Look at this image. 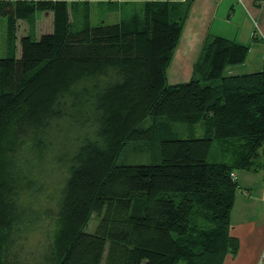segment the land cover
Wrapping results in <instances>:
<instances>
[{
  "label": "trees",
  "instance_id": "trees-1",
  "mask_svg": "<svg viewBox=\"0 0 264 264\" xmlns=\"http://www.w3.org/2000/svg\"><path fill=\"white\" fill-rule=\"evenodd\" d=\"M192 3L144 0L141 14L91 26L88 7L71 23L66 0H0V264H223L237 254L235 173L256 170L264 147V67L223 76L248 48L214 37L190 80L170 85ZM36 13L52 14V32L18 41V23ZM178 125L201 137L177 138ZM129 145H157L160 162L117 164Z\"/></svg>",
  "mask_w": 264,
  "mask_h": 264
},
{
  "label": "crops",
  "instance_id": "crops-1",
  "mask_svg": "<svg viewBox=\"0 0 264 264\" xmlns=\"http://www.w3.org/2000/svg\"><path fill=\"white\" fill-rule=\"evenodd\" d=\"M143 1L94 2L98 5L111 6L119 12L123 5L130 8L129 6L132 7L139 2H141L142 11ZM66 2L71 15L70 2L69 0ZM86 2L87 0L83 1L82 6L84 9L88 7L89 11V5H86ZM72 7L75 9L78 5L72 3ZM130 13V15L134 14ZM43 14L48 15V13ZM122 17L119 16V18ZM28 33L31 32L28 30ZM214 37H221L248 48L245 61L242 64L227 67L224 70L226 76H240L262 71L264 67V0H193L170 68L167 70V81L170 85L186 83L190 80L193 66L200 56L203 44ZM255 166L256 170H241L235 173L239 189L235 194L230 212L229 232L237 239L238 252L234 257H226L223 264H258L261 257L264 245V147L259 152Z\"/></svg>",
  "mask_w": 264,
  "mask_h": 264
},
{
  "label": "rangeland",
  "instance_id": "rangeland-1",
  "mask_svg": "<svg viewBox=\"0 0 264 264\" xmlns=\"http://www.w3.org/2000/svg\"><path fill=\"white\" fill-rule=\"evenodd\" d=\"M83 1L86 0H69V7H71V15H69L71 23L74 25H79V23L83 22L85 17V9L82 6ZM125 1V0H124ZM137 1V0H136ZM139 1V0H138ZM72 3H76L78 7L75 9L72 7ZM89 5V22L91 26H98L100 24H115L119 22V16L130 15V12L141 14V2L134 6L123 5L121 7V11L116 12L115 8L108 5H98L96 2H87ZM92 3V4H91ZM98 3V2H97ZM92 5V6H91ZM134 9V10H131ZM129 12V14H127ZM28 30L31 32V36L35 38L40 37L41 35L51 33L52 31V14L48 13H36L35 21L31 25H27L26 23L19 22L17 39H19L28 33ZM5 38H6V20L4 17L0 16V58L4 57L6 54V46H5ZM18 53H19V45L17 42ZM251 63H253L251 61ZM170 68V67H169ZM247 70V69H246ZM248 71V70H247ZM251 72V71H248ZM226 72L223 73V76ZM149 121H146L144 126H147ZM173 132L176 133L177 138L186 139L191 137H201V129L199 126H187V125H178L173 128ZM144 149V150H143ZM142 150V151H141ZM212 149V154H213ZM213 157L210 155L208 161H212ZM160 162L159 150L158 146H132L129 145L125 148L123 153L119 156L117 164L121 165H147V164H157ZM96 223L92 221L88 228L87 232H93L95 229ZM229 257V256H227ZM225 261V260H224ZM258 264H264V245L261 253L260 260Z\"/></svg>",
  "mask_w": 264,
  "mask_h": 264
}]
</instances>
